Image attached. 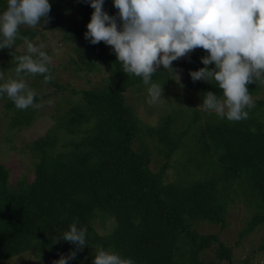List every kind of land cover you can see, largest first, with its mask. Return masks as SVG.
Segmentation results:
<instances>
[{"label":"trees","instance_id":"obj_1","mask_svg":"<svg viewBox=\"0 0 264 264\" xmlns=\"http://www.w3.org/2000/svg\"><path fill=\"white\" fill-rule=\"evenodd\" d=\"M79 2L90 7V0ZM6 8L7 2L0 0V9ZM103 10L117 18L118 26L122 24L113 0H105ZM33 34L31 29L21 31L13 48L0 49V73L4 76L0 85L17 78L15 57L28 53L25 48H15L23 40L21 37ZM78 34L88 42L77 55L83 69L99 71L94 64L98 60L110 75L97 87L72 90L79 100L74 99L71 108L55 122L62 123L67 131L62 147L50 153L54 143L49 136L57 125L27 145L36 159L31 180L20 175L9 181V170L0 163V264L26 250L39 263L53 264L61 256L75 252V258L67 264H93L98 248L131 259L133 264H179L174 258L179 254L181 240L193 250L192 256L215 245L211 264H234V245L221 243L215 235L195 233L190 226L199 217L224 228L226 211L240 199H250L255 208L264 210V113L229 121L206 110L202 106L204 95L211 91L222 98L223 93L214 79L192 80L190 72L205 67L201 60L207 56L206 52L199 56L196 50L192 58L176 64L184 73L183 85L190 91L191 99L184 98L189 105H184L179 94L176 110L164 113L156 125L146 127L123 95L128 89L143 91L142 77L124 73L113 49L103 42L93 45L85 39L86 32L66 25L63 37ZM197 56L199 63L186 69ZM48 67L53 79L47 84L43 75L21 73L24 79L33 78L37 94L41 86L52 85V93L67 88L57 83L54 67ZM214 67L208 66L210 70ZM169 75L161 67L152 82L170 81ZM247 87L253 94L262 89L259 81ZM0 98L8 96L0 93ZM38 99L36 95L34 102ZM255 103L264 109V99ZM4 106L14 113V127L33 119L28 109L15 112L12 100ZM153 155L163 158L155 170L150 166ZM178 159H182L177 165L181 171L197 176L182 186L163 181L164 171ZM236 188L240 190L238 194ZM95 219L102 223L113 219L109 234L100 236L94 232L91 222ZM261 219L255 215L248 220L242 234L253 230ZM74 222L78 228L87 229L86 247L82 249L60 240ZM86 249L92 250L88 259L81 255ZM249 255L235 264H252Z\"/></svg>","mask_w":264,"mask_h":264},{"label":"clouds","instance_id":"obj_2","mask_svg":"<svg viewBox=\"0 0 264 264\" xmlns=\"http://www.w3.org/2000/svg\"><path fill=\"white\" fill-rule=\"evenodd\" d=\"M104 2L90 0L94 11L85 39L93 45L103 42L110 46L124 73L142 77L149 85V103L157 102L163 94V87L152 82L156 71L163 67L173 72L174 61L203 49L207 53L201 60L205 67L190 72V76L194 82L214 79L223 97L209 91L202 106L229 121L248 119L246 109L254 107V101L247 85L264 83V0H113L122 22L119 26L117 18L103 10ZM50 11L49 0H7L0 15V49L13 48L22 25L34 28L47 23ZM21 39L28 54L15 57L17 78L0 85V93H6L16 108L23 110L34 105L37 93L21 73L43 75L46 84L53 77L48 67L51 57L40 50L44 46L38 48L27 37ZM213 64L210 70L208 66ZM86 232L74 222L60 240L82 249L86 247ZM75 255L61 256L53 264H67ZM93 264L133 261L98 248Z\"/></svg>","mask_w":264,"mask_h":264},{"label":"rangeland","instance_id":"obj_3","mask_svg":"<svg viewBox=\"0 0 264 264\" xmlns=\"http://www.w3.org/2000/svg\"><path fill=\"white\" fill-rule=\"evenodd\" d=\"M7 0H3V2ZM51 4V11L49 13L48 22L38 24L36 27H29L22 25L19 32L26 33V30H34L32 37H28L36 47L41 51H45L51 57V65L54 67V76L57 83L60 86H67L60 92L52 93L53 86L46 85L41 86L39 99L34 102L33 106L27 109L32 113L33 119L29 123H26L19 127L12 126L11 118L14 116L12 111L5 109L6 103L11 101L10 98H0V163H2L9 170V181H13L20 175H26L28 180L33 177L34 162L36 159L31 154V151L27 145L36 139H40L52 130L58 123V119L66 114L71 108L72 101L74 99L79 100L78 95L72 93V90H84L91 89L99 86L101 83L107 81V77L110 75L107 67L102 66L98 60L94 61V64L98 65L99 71H90L83 69L77 58L78 51H83L88 42L82 38V35H75L73 37L64 38V28L66 25H71L73 28H77L81 31L87 32V24L90 22L93 10L90 7H83V4L79 0H55L49 1ZM68 3H72L71 6ZM63 4V5H60ZM60 5V6H59ZM68 6V8H67ZM81 11L78 12L77 8ZM4 10L0 9V15ZM82 14V15H81ZM108 14V13H107ZM61 15V17L59 16ZM110 16V14H108ZM60 17V18H59ZM26 49V44L22 40L17 44L15 49ZM198 55L201 56L203 49H196ZM189 53L186 57L180 58L172 63L173 72L166 69V72L170 74V81L154 82L159 84L162 89V97L155 103H149L148 87L149 85H142L143 91L138 93L132 92L131 89L124 91L123 95L125 101L132 105L134 113L146 127L156 125L164 113H168L171 110H176L175 105L180 104L179 94L183 98L187 97L191 99L188 88L183 85L185 81L184 73L176 64L185 62L192 58L193 53ZM196 56V55H194ZM198 56L196 59L186 67L188 69L191 65L195 66L199 63ZM192 66V67H193ZM191 67V68H192ZM30 89H35L37 85L33 78L29 77L24 79ZM196 82V81H195ZM172 84L170 87L169 84ZM262 89H259L255 94L250 93L254 101V107L246 109L252 116L259 117L264 113V109L259 107L255 101L264 99V83H261ZM38 91V90H37ZM49 94L50 96L43 98L42 95ZM144 98L145 102L140 101V98ZM49 101L51 103H49ZM183 102L186 104V100ZM194 102L198 103L196 98ZM35 105H42L41 107H35ZM189 104H186L188 106ZM182 106V105H179ZM259 107V108H258ZM15 112L18 108H12ZM202 122L204 119H201ZM57 121V123H55ZM66 129L62 123L57 125L55 131L50 134L49 140L54 144L50 149V153L53 154L57 151L66 140ZM151 168L157 169V165L163 162V158L158 159L156 155L152 156ZM182 162V159L173 160L169 168L163 173V181L165 183L175 184H187L191 180L197 178L191 177L190 173L181 171L177 165ZM235 193L238 194L240 190L235 189ZM234 196V195H233ZM234 199V197H233ZM251 200H237L232 204L231 208H228L225 214V227L219 228L218 224L210 223L205 219L197 217L193 220L190 229L200 235L209 234L215 235L217 239L224 244L234 245L232 263H241L245 256L252 259V264H264V249L261 246L264 245V210L255 208L250 203ZM250 203V204H249ZM255 215L262 216L259 224L248 232L242 234L245 229V223L251 220ZM113 219L106 222L101 220H92L91 226L94 232L100 236L109 234ZM183 240L178 241L179 254L174 258V261H178L179 264H190L193 260L201 261V264H211L215 260V245H211L202 250L197 256H192L191 248H186ZM92 253L91 249H86L81 252V255L88 259L89 254ZM3 264H52L51 262L39 263L33 254L26 250L19 255L8 258Z\"/></svg>","mask_w":264,"mask_h":264}]
</instances>
